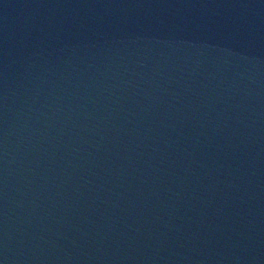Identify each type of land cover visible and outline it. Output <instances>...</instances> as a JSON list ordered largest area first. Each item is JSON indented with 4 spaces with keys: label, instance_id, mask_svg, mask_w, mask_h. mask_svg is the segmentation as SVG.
<instances>
[{
    "label": "water",
    "instance_id": "obj_1",
    "mask_svg": "<svg viewBox=\"0 0 264 264\" xmlns=\"http://www.w3.org/2000/svg\"><path fill=\"white\" fill-rule=\"evenodd\" d=\"M0 264H264V0H0Z\"/></svg>",
    "mask_w": 264,
    "mask_h": 264
}]
</instances>
